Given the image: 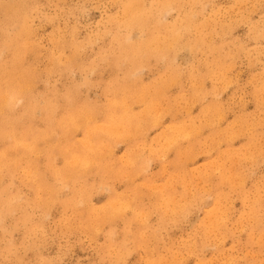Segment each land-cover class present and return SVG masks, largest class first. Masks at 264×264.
Masks as SVG:
<instances>
[{
  "label": "rangeland",
  "instance_id": "374dc122",
  "mask_svg": "<svg viewBox=\"0 0 264 264\" xmlns=\"http://www.w3.org/2000/svg\"><path fill=\"white\" fill-rule=\"evenodd\" d=\"M0 264H264V0H0Z\"/></svg>",
  "mask_w": 264,
  "mask_h": 264
},
{
  "label": "bare ground",
  "instance_id": "6f19581e",
  "mask_svg": "<svg viewBox=\"0 0 264 264\" xmlns=\"http://www.w3.org/2000/svg\"><path fill=\"white\" fill-rule=\"evenodd\" d=\"M171 43V42H170ZM118 126V125H117ZM129 132V131H128ZM107 149V148H106ZM38 154V153H37ZM82 163V162H81ZM71 164V163H70Z\"/></svg>",
  "mask_w": 264,
  "mask_h": 264
}]
</instances>
